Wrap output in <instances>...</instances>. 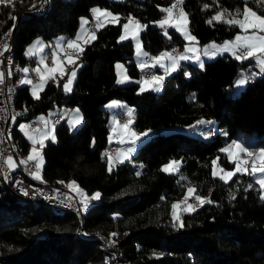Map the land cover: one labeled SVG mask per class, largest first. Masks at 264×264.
Returning <instances> with one entry per match:
<instances>
[{
	"label": "trees",
	"instance_id": "obj_1",
	"mask_svg": "<svg viewBox=\"0 0 264 264\" xmlns=\"http://www.w3.org/2000/svg\"><path fill=\"white\" fill-rule=\"evenodd\" d=\"M40 1L0 5V38L12 33L14 59L21 64L27 60L22 52L32 38L73 35L80 17L91 16L93 5L120 14L116 23L99 29L94 25L96 38L82 45L70 91L63 88L64 74L48 79L38 98L28 83L20 84L15 97L17 106H28L30 120L51 106L81 108L78 126L71 128L65 118L57 119L55 140H44L39 181L62 186L74 180L89 194L98 191L101 198L77 217L71 211H54L44 201H17L8 189L0 188V264H110L112 250H116L112 264H264V200L259 185L243 172L227 182L212 174L213 158L232 165L221 149L238 134L251 137L245 143L252 150L264 144V73H250L247 66L254 67L253 58L237 60L224 52L205 60L203 68L185 61L164 77L161 90L141 92L136 82L116 81L117 61H123L130 74H140L131 38H118L121 22L132 16L145 23L140 36L150 53L181 49L185 39L175 27L165 25L164 31L152 23L175 0H46L41 12H31ZM245 6L264 14V0H183L180 5L200 43L234 36L238 26L208 21L218 12L225 19L238 16ZM242 67L251 78L232 94L230 88ZM113 97L134 107V128L148 130L149 135L132 160L109 172L104 157L112 144L109 113L102 104ZM203 116L212 118L217 128L207 126L200 135L160 130L190 125ZM14 136L24 152L29 142L18 128ZM173 157L180 159L179 169L171 174L161 171ZM189 187L212 203L194 212L181 211L184 227H173L171 202L185 197ZM111 233L117 235L110 238ZM102 239L114 240L115 247L106 250Z\"/></svg>",
	"mask_w": 264,
	"mask_h": 264
},
{
	"label": "snow or ice",
	"instance_id": "obj_2",
	"mask_svg": "<svg viewBox=\"0 0 264 264\" xmlns=\"http://www.w3.org/2000/svg\"><path fill=\"white\" fill-rule=\"evenodd\" d=\"M183 0H175V3H173L171 6L167 8H162L161 11L164 13H167L165 18L159 22L161 27H164L165 25H173L177 28L178 31H182L185 39L188 41H195L196 38L194 36H191L187 31V24H188V17L187 14L183 11V9L180 7ZM13 3V0H0V5H11ZM205 7H208L205 5ZM174 9H178V11L174 12ZM93 17L96 21L95 27L96 29L102 28L105 26V23H116L118 21V17L114 16L111 12L108 11H102L99 8L92 9ZM225 14L223 12H218L215 16L211 18V20L208 21V23H212V21H221L224 23H227L229 25H235L238 26L242 33L244 34H237L235 39L233 41H225L223 45H216L215 43H212L210 45H206L204 47L203 55L208 57H215L218 54L224 53V52H231L233 56L237 60H246L249 58H255L257 61V66L260 68L261 73H264V15H259L256 11H253L250 7L245 6L242 13H238L237 17H232L230 19L224 18ZM239 16H242L241 18H238ZM13 20H15V17H12ZM135 23L136 25V31H133L131 33L132 37L135 39L137 32L140 28H142V25H139V22L134 21L132 17H129V23H125L123 25L124 29L126 30L125 34L120 37L121 40H124L128 37L129 33L127 30L129 29V25ZM88 24V20L81 18V28L83 30L82 33L77 34V38L75 40H69L67 41V49L74 50L76 52V57L73 58L71 55H65V59L67 60L68 64L70 65H76V61L79 59V55L83 52V47L81 46L80 41L83 40L84 44L91 43L92 40L96 38L95 31L88 33L87 29L84 27ZM44 48V45L41 44L39 41L34 42L33 45L29 47V49L26 51V55H34L36 51H42ZM57 48H60L59 45H57ZM5 49H7V45L5 44ZM35 50V51H34ZM63 51V49H61ZM185 53L191 52L193 55L191 57L185 55V54H178L174 55L175 50H173L172 53L169 52H161L159 56L152 57L151 59L156 62V64H159L161 67L165 68L166 74L175 71L178 62L180 60L185 59H194L197 61H200V55L198 54L199 50L194 47H188L186 46L184 49ZM140 51V45L137 43V55H141ZM143 55H147L146 53H143ZM163 61H168L167 65L163 63ZM41 63H43V60H41ZM52 64L55 67L47 68V78L48 79H55L54 73L59 71L61 75L64 74V68L61 67L60 63L57 60V53L53 52L52 54ZM152 67H155V64L151 65ZM200 66L203 68V63L201 62ZM122 65H117V68H121ZM142 69L149 67L148 64L142 63L140 65ZM22 71L27 72L29 69H22ZM37 73H40V69H34ZM11 73H9L10 75ZM76 72L75 68L72 69L70 75H68L67 82L64 84L65 91L71 90V83L72 80L75 78ZM185 75H188V73H185ZM3 74H0V82H3L2 79ZM46 76L45 74H40V81L41 83L39 85L34 86L33 88V96L38 98V92L37 89H42L43 83L45 82ZM164 77L163 76H157L153 75L150 80L144 81L141 84L140 91L143 92L147 90L144 87V84H148L152 90H159L160 85L163 82ZM248 77H242L240 79H237L236 85L237 86H243L247 83ZM124 80L118 79L117 83H124ZM21 83H29L31 84L32 81L30 80H24L21 81ZM112 106H119V102L113 101L109 107ZM78 113V110H75ZM132 109L127 110V115L129 119L126 123H124L121 127L123 129L127 130V138L130 140V142L135 145L137 141L141 139V137L147 136L149 133H139L137 134L134 131L130 130V125L133 123L132 120ZM73 126L75 124L80 123V118L77 116V118L73 121H71ZM208 123L211 124V121H204V120H198L196 122L197 125ZM21 130H25L27 128L26 125L21 124L20 125ZM25 135L29 136V139L32 140L33 147L31 151L29 152L26 159H23L20 161V164L27 165L30 161L35 162V169L36 171L31 172L30 175L33 176L34 179H42L40 176V169L43 165V156L41 154V149L44 148V140L47 138H50L51 140H55L54 136H51L48 133H45L42 135L39 146L37 147V141L36 139L28 132L25 131ZM113 139L112 135H109V142H111ZM95 143V141H93ZM120 143H124V140L121 139ZM221 151H224L228 154V158L230 161L235 162V169L234 171H227L223 172L222 175H220V179L227 182L230 180L233 175H235L237 172H243L247 173L251 176H259L258 179H256V184L259 185L260 191H261V199L264 200V148H260L258 151H250L248 147H246L244 144L239 143L237 141H232L230 145H228L226 148L221 149ZM133 152V148L129 147L126 150H118L115 154L111 153H105L104 157L107 160L108 165V171L111 172L113 168L118 163H124L127 161L131 153ZM6 163L8 165L9 170H12L17 167V165L13 162V158L11 156H8L6 159ZM181 161L179 160H170L167 164L163 165L161 168V171L165 173H175L180 166ZM213 176H217L218 173L216 171V165L217 161L213 160ZM141 173L139 171L136 172V175L139 176ZM181 179H184L183 177ZM59 183H64L63 181H60ZM69 189L74 190L76 193L80 196V204L81 208L87 209L89 203L93 200H99L101 198V194L99 192H96L92 194L91 197H88L85 193H83V190L79 188L78 185H76L75 181L69 182L66 185ZM249 188L252 187L251 184L248 186ZM23 191V189H22ZM27 194V192H25ZM190 195L192 198L197 202L195 204L189 203ZM231 198H234V196H231ZM206 203H212L210 199H207L205 197H201L199 195H195V189L193 187H189L187 189V194L185 195L184 199L182 201H179L177 203L172 204V219L174 221L173 227H184L183 221L181 220L180 213L177 211L178 208H181V211L183 212H194L197 207H200ZM117 233H111V237H115ZM110 242L112 244L115 243L114 240L110 239ZM105 264H108L107 261H105Z\"/></svg>",
	"mask_w": 264,
	"mask_h": 264
},
{
	"label": "rangeland",
	"instance_id": "obj_3",
	"mask_svg": "<svg viewBox=\"0 0 264 264\" xmlns=\"http://www.w3.org/2000/svg\"><path fill=\"white\" fill-rule=\"evenodd\" d=\"M171 6V5H169ZM169 6H166L165 8L169 7ZM248 7V6H247ZM93 8H99L101 9L102 11H108V12H111L114 16H117L118 18L120 17V14L115 12V11H112L110 10L109 8L107 7H103V6H99V5H93ZM183 9V8H182ZM252 9V8H251ZM253 10V9H252ZM178 11V9H174V12ZM183 11L186 13V11L183 9ZM255 11V10H253ZM258 13V12H257ZM259 15H264V14H261V13H258ZM167 15V13L162 16L161 18L159 19H156V20H153L152 23L154 24H157V25H160L159 22L161 20H163L165 18V16ZM129 17H132V16H128L126 17L125 19L122 20L121 22V30H120V33L118 35V38L120 39V37L122 35L125 34L126 30L124 29L123 25L125 23H129ZM232 17H237V16H227V19H230ZM81 18H84L86 19V16H81L80 17V22L78 24V28L79 31L82 33L83 30L81 28ZM134 21H137L139 22V25H142L143 27L139 29V31L137 32V35H136V38L134 39L131 35V33L133 31H136V25L135 23H132L129 25V29L127 30V32L129 33L128 37L127 38H131L132 42H133V47H134V52H133V60L136 62L138 68H139V71H140V74L138 75H132L128 72L125 64L123 61H117V63L119 65H122L121 68H117L116 66V81L118 79H121V80H124L125 82L124 83H119V84H126V83H131V82H136L138 83V87L139 89L141 88V84L144 82V81H147V80H150V78L153 76V75H157V76H163L165 77L166 75H168L169 73L166 74L165 72V68L164 67H161L160 65V69L156 72L154 70L153 74L150 75V76H145L143 74V70L140 65L142 63H146L148 65H153L154 63H156L155 61L151 60L150 62H147L144 60V57H147L148 54L151 55V57H156V56H159L161 52H169V53H172L173 50H175L176 53H173L174 55H178V54H185L189 57H191L193 55V53L191 52H188V53H185L184 52V49L186 46L188 47H194L196 49L199 50L198 54L200 55V61H197V60H194V59H185V60H180L178 62V66L177 68L181 65L182 62H185V61H191L192 63L196 64L197 66L201 67L200 64L201 62L204 63L205 60H209V59H212V58H215V57H208V56H205L203 55V51H204V47L206 45H210L212 43H215L216 45H223L225 41H233L235 39V37L237 36V34H244L242 33L241 29L239 31H237V33L232 36V37H227V38H224L222 40H209V41H206L204 43H200L198 42L197 40L195 41H188L185 39V36L183 34L182 31H178L177 28L173 25H170V26H173L176 28V30L182 35V37L185 39L184 43H183V46L181 49L177 50L178 48L176 47H172L171 49H163L161 51H159L158 53H150L142 44V40H141V30L145 27V23H143L140 19L136 18V17H132ZM238 18H241L242 19V16H239ZM119 20V19H118ZM86 29V25L84 26ZM163 30L165 31V27H162ZM88 31V30H87ZM187 31L188 33L191 35V36H194L191 32V30L189 29V26L187 24ZM88 33H91V32H88ZM66 34L64 33H59L57 35H55L51 40H48L46 38H43L41 36H35L34 38H32V40H30L26 46L24 47V50L22 52V54L26 57V62L21 64L20 65V78H21V81H24V80H30L32 81L33 79L30 78V72L31 71H34V69H37L39 68L40 69V73H37L38 74V79L37 80H33L31 84L28 83L29 85V89H30V92L33 94V88L34 86L36 85H39L41 83L40 81V74H45L46 76V79H45V82L43 83V86L44 84L46 83V81L48 80L47 78V68H52V67H55L52 62L50 63L47 59V50H48V47L50 45H53L52 47V54L53 52H56L57 53V60L58 62L60 63L61 67L64 68V74H66V76L64 77L63 79V88H64V84L67 82V79H68V75H70L71 71L73 68H75V72L77 71V68L79 66V62L76 61V65H70L68 64L67 60L65 59V56H61L60 54V51L61 49L63 48V45L61 47V44H60V37L61 36H65ZM195 37V36H194ZM39 41L41 44L44 45V48L42 51H36L34 55H26V51L29 49V47L31 45L34 44V42H37ZM81 43V42H80ZM137 43H139L140 45V51H141V55H137ZM57 45L60 46V48H57ZM83 45V43H81V46ZM35 51V50H34ZM143 53H146L147 55H143ZM231 53V52H229ZM232 54V53H231ZM233 55V54H232ZM52 56V55H51ZM73 56V58L76 57V55H71ZM41 60H43V63H41ZM52 60V59H51ZM31 61V62H30ZM163 63H165V65H167L168 61H163ZM183 64V63H182ZM253 65L254 67L250 66V64L247 66V68H250V73L251 74H256V73H261L260 71V68L257 66V61L255 58H253ZM47 66V68L45 67ZM152 67V66H150ZM29 69V71L27 72H24L22 71V69ZM154 68V67H153ZM176 68V69H177ZM63 74V75H64ZM55 77L61 75V73L59 71H57L56 73H54ZM242 77H248V72H247V69L246 68H240L238 73L236 74L234 80H233V83H232V86L230 88V92L232 94H234L235 92H237L238 90H240L243 86H237L236 85V81L237 79H240ZM74 80V79H73ZM73 80H72V83H73ZM72 83L70 85V87H72ZM163 84V82H162ZM162 84L160 85L159 87V90H161L162 88ZM42 86V88H43ZM144 87L145 88H150L148 84H144ZM152 89V88H150ZM40 88L37 89V92L39 94L40 92ZM113 101H117L119 102V106H112V107H109V105L112 104ZM102 106L108 110V113H109V120H108V124H109V132H108V141H109V135L111 134L113 139L111 142L109 143H113L112 147L111 148H108V153H111V154H115L118 150H126L127 148L131 147L133 148V152L131 153V156L130 158L128 159L129 161L132 160V156L133 154L136 152V149H137V146L145 139L148 137L147 136H144V137H141V139L139 141L136 142L135 145H133L130 140L127 138V130L126 129H123L121 126L127 122V120L129 119L128 115H127V110L130 108L133 110V113H132V120H134V107L132 108L131 106H129L124 100L120 99V98H117V97H113V98H110L108 99L107 101H105ZM61 109L60 112H58V110ZM75 110H78V113L75 111ZM72 111V112H71ZM69 112H67V109H64L63 107H60L58 108L57 106H51L49 107L46 111H42V112H39L37 113L33 118L34 119H37L40 123H41V127L38 128L37 130L32 128L31 127V120L28 119V118H21L19 119V121L17 122V127L19 128V130L24 134V136L31 142V144L29 145L28 147V150L25 152V159L27 158L29 152L31 151L32 147H33V143H32V140L29 139V136L28 135H25V131H28L37 141V147L39 146V141L42 137L43 134L45 133H48L50 134L51 136H54L55 137V131H54V128H55V124L53 122V117L54 116H57L58 117V120H62L65 118V121L67 122V124L71 127V128H75L76 126H78L81 121H82V112H81V108L77 105H74L73 106V110H71ZM123 115V117H122ZM77 116L80 118V123L79 124H75V126H73V124L71 123V121L75 120L77 118ZM198 120H204V121H211L212 123L211 124H208V123H204V124H199L197 125L196 122ZM195 123L193 124H190V125H186V124H173V125H167V126H163L160 128L161 131H170V130H174V129H179V130H183V131H187L189 133H192V134H203L204 130L206 129L207 126H212L213 129H216V123L215 121L210 118V117H201L199 118ZM21 124H24L27 126V128L25 130H21L20 128V125ZM130 130L131 131H134L136 132L137 134L139 133H144V132H148V130H145V131H142V132H139L137 131L135 128H134V125L133 123L130 125ZM205 135H210L209 132L208 133H205ZM251 137L245 133L243 134H238V137L236 139H233L227 143H225L222 147V149L226 148L228 145H230L232 143V141H237L239 143H242L244 144L246 147L249 148L250 151H258L260 148H264V144L263 145H259L257 146L254 150H252V148H250V146L248 144H246L245 140L248 141V139H250ZM123 139L124 140V143H120V140ZM24 154V152H23ZM42 154V152H41ZM226 156H227V159L229 160L228 158V154L225 152ZM43 156V155H42ZM170 160H179V158H170L168 161L164 162L162 164L165 165L167 164ZM213 160H216L217 161V165H216V171L218 173V175H222L223 172H221V170H223L224 172H227V171H234L236 165H235V162L231 161L232 162V165L230 166H227V165H224V164H221L217 157L216 158H213ZM230 161V160H229ZM35 164V162H34ZM31 172H34V171H31ZM212 172H213V164H212ZM40 176H41V169H40ZM254 178V180L256 181V179L259 178V176H252ZM74 180H71L69 182H72ZM76 185L79 186L80 189L83 190V193H85L88 197H91L92 194L98 192V191H94L92 192L91 194L85 192V190L79 185L76 183ZM65 188H68L66 185H65ZM72 190V189H71ZM72 192H74V195L76 197V199L80 200V196L78 193H76L74 190H72ZM260 194H261V191H260ZM77 195V196H76ZM191 197V195H190ZM184 199V197L182 198H178V199H174L172 200L171 202V206L173 203H177L179 201H182ZM189 203H197L194 199L191 200L189 199L188 201ZM91 203V202H90ZM70 210V209H69ZM82 208L81 206L79 207V215H80V212H81ZM71 212H73V210H70ZM177 211L179 213H181V208H178ZM171 215H172V207H171ZM181 216V214H180ZM107 242V241H106ZM103 244V243H102ZM104 245V244H103ZM112 257V256H111ZM110 264H112V259L110 261Z\"/></svg>",
	"mask_w": 264,
	"mask_h": 264
},
{
	"label": "built area",
	"instance_id": "obj_4",
	"mask_svg": "<svg viewBox=\"0 0 264 264\" xmlns=\"http://www.w3.org/2000/svg\"><path fill=\"white\" fill-rule=\"evenodd\" d=\"M87 30L92 32L94 30V24L92 21H89L87 24ZM7 41V36L5 39L0 41V74H3L2 79L3 82H0V162L2 163V176L0 177V182H9L10 189H14V193L17 197H26L28 195H35L38 198H49L59 201L60 203L73 205L79 210L80 200L76 199L74 192L71 189L65 188V185L62 186H52L46 182L39 181L38 179H34L32 175H30L31 171H36L35 164L33 161H30L27 165L20 164V161L25 159V154L22 153H14L12 149H10L9 138L7 136V127H16L17 129V121L21 118H26L29 114V108H9L8 107V91H9V83L14 80V74L11 73V70L8 67L6 55H5V44ZM50 45L47 50V59L51 63V55H52V47ZM176 47V46H174ZM61 52L62 56H65V53H76L74 50L67 49V44H65V48H62ZM151 55L148 54L147 57H144V60L150 62ZM150 66L144 68L143 74L145 76L152 75L150 73ZM9 73H11L9 75ZM30 78L33 80H37L38 74L34 71L30 72ZM70 106L67 108V112H69ZM57 116L53 117V122L55 123V119ZM31 127L34 129H38L41 127V123L37 119H31ZM113 143L109 146L111 148ZM108 150L104 151L108 153ZM8 156L13 158V162L17 165L16 168L9 170L8 165L6 163V159ZM21 175H29V182H21ZM23 189V191H22ZM27 192V194H25ZM189 199L193 200L192 197ZM81 230V229H79ZM112 249L115 247L110 241H108ZM116 250H112V259H114Z\"/></svg>",
	"mask_w": 264,
	"mask_h": 264
},
{
	"label": "bare ground",
	"instance_id": "obj_5",
	"mask_svg": "<svg viewBox=\"0 0 264 264\" xmlns=\"http://www.w3.org/2000/svg\"><path fill=\"white\" fill-rule=\"evenodd\" d=\"M45 5H46V0H41L39 5H37L35 8H33L31 10V12L39 13L43 10ZM6 36H7V41H6L7 49H5L6 60H7L8 67L11 70V73L14 74V80H12L9 83L8 107L9 108H16V107L17 108H25V107L17 106L15 103L16 91H17L18 87L20 86V79L19 78H20V65H21V63L18 60L14 59V55H15L14 51L15 50H14V46L12 43V33L10 31L7 32L5 35H3L0 38V41L5 39ZM63 48H65V45H63ZM66 54L67 55H76V53H65V55ZM150 73L153 74L152 68L150 69ZM57 119H58V117L55 119V122ZM15 130H16V127H7V136L9 138L10 149H12V152H14V153H21V149H20V146L18 144V140L15 138L16 136H14ZM1 176H2V163L0 162V177ZM21 182H29V176L28 175H21ZM0 188L8 189L11 192L12 197L17 201H23L26 198H32V199H35L39 202L44 201L54 211L60 212V211H65V210L66 211L73 210V213L77 217L80 216L78 208H76L75 206L63 204V203H60L59 201L54 200V199L38 198V196H35V195H28L26 197H17L16 194L14 193V189H10V183L9 182H0ZM106 241H107L106 239H102V243L104 244V245L103 244L102 245L106 250H109L112 247L108 243L109 240L107 242Z\"/></svg>",
	"mask_w": 264,
	"mask_h": 264
},
{
	"label": "crops",
	"instance_id": "obj_6",
	"mask_svg": "<svg viewBox=\"0 0 264 264\" xmlns=\"http://www.w3.org/2000/svg\"><path fill=\"white\" fill-rule=\"evenodd\" d=\"M92 9H94L93 8V6L91 7V9H90V15L91 16H86V19L88 20V22L89 21H92L93 22V24L95 25L96 24V21H95V19H94V17H93V12H92ZM86 27H87V25H86ZM78 28V27H77ZM89 32V31H88ZM78 33H81L80 31H79V29H76V31H75V33L73 34V35H71V36H68V35H65V36H61L60 37V44H61V47H62V45H65V44H67V41H69V40H75L76 38H77V34ZM81 43H83V40H81L80 41ZM171 49V48H170ZM177 50H179V49H177ZM177 52V51H176ZM175 52V53H176ZM60 54H61V52H60ZM62 56V55H61ZM51 59H52V56H51ZM31 62V61H30ZM155 64V69L153 68V67H150V68H152L153 70H159L160 69V66H159V64H156V63H154ZM118 65V63L116 62V65H115V67ZM152 65V64H151ZM248 78H251V75H248ZM20 79V84H23V83H21V78H19ZM58 108H60V107H58ZM133 108V107H132ZM73 110V109H72ZM61 111V109H59L58 110V112H60ZM71 111V110H70ZM72 112V111H71ZM122 117H123V115H122ZM33 118V117H32ZM34 119V118H33ZM19 121V120H18ZM17 121V122H18ZM18 126V125H17ZM18 128V127H17ZM18 131L19 132H21L20 130H19V128H18ZM21 134L24 136V134L21 132ZM25 137V136H24ZM25 139L29 142V145L31 144V142L25 137ZM29 145L27 146V148L24 150V154H25V152L28 150V147H29ZM22 165H24V164H22ZM29 176V175H28Z\"/></svg>",
	"mask_w": 264,
	"mask_h": 264
}]
</instances>
